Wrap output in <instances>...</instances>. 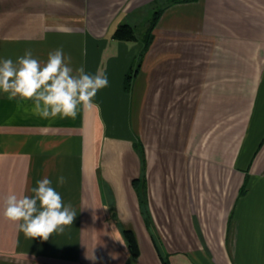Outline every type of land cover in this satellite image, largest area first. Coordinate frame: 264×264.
<instances>
[{"label": "crops", "instance_id": "0c3cea01", "mask_svg": "<svg viewBox=\"0 0 264 264\" xmlns=\"http://www.w3.org/2000/svg\"><path fill=\"white\" fill-rule=\"evenodd\" d=\"M29 49L109 83L75 119L0 91V264H264V0H0V61ZM45 177L76 211L47 241L3 216Z\"/></svg>", "mask_w": 264, "mask_h": 264}, {"label": "clouds", "instance_id": "9594fccd", "mask_svg": "<svg viewBox=\"0 0 264 264\" xmlns=\"http://www.w3.org/2000/svg\"><path fill=\"white\" fill-rule=\"evenodd\" d=\"M61 31L71 33L69 28ZM83 52L87 54L86 48ZM70 64L71 57H65L62 49L50 52L44 64L33 58L30 49L26 50L16 63L10 58L0 61V91L7 93L8 99L32 101V112L41 118L75 119L81 108L98 107L94 98L109 81L103 72L89 74L83 65L74 71ZM58 183L63 185L65 178L60 176ZM31 191L33 196L12 193L3 201L4 218L26 237L47 241L53 233H62L73 224L76 211L70 203H64L49 178L37 181Z\"/></svg>", "mask_w": 264, "mask_h": 264}, {"label": "trees", "instance_id": "16d2710c", "mask_svg": "<svg viewBox=\"0 0 264 264\" xmlns=\"http://www.w3.org/2000/svg\"><path fill=\"white\" fill-rule=\"evenodd\" d=\"M156 15L153 16L152 18V21L150 23V26L147 30V33H146V37L144 39L145 41V45L144 47L146 48L148 46V44L150 43V41L152 40V35H151V32H152V29L155 25V22H156ZM115 36L119 37V38H124V39H131L133 38V31L131 30L130 27L126 26V25H122L120 26L116 32H115ZM131 80V76L127 74L126 78H125V87L128 88L129 86V82ZM144 182V181H143ZM142 182V185L140 187H137V190H138V194H139V197H140V201H141V204H144V183ZM125 235V238H126V241H127V245H128V248L131 252V255L133 256H136L137 254V250H136V245H135V242L133 240V236L131 235L130 232H124L123 233ZM163 264H168V261L166 259L163 258Z\"/></svg>", "mask_w": 264, "mask_h": 264}]
</instances>
